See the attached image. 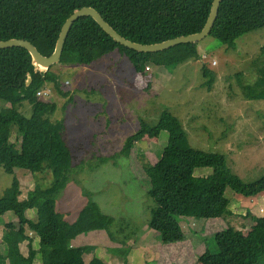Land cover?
Instances as JSON below:
<instances>
[{
    "label": "trees",
    "instance_id": "16d2710c",
    "mask_svg": "<svg viewBox=\"0 0 264 264\" xmlns=\"http://www.w3.org/2000/svg\"><path fill=\"white\" fill-rule=\"evenodd\" d=\"M212 3L213 0H0V41L27 40L49 57L67 19L75 10L92 7L126 39L146 45L162 43L201 32ZM262 28L264 0H222L209 36L234 49L238 38ZM115 51L126 56L141 73L149 68L148 64L173 69L199 58L198 43L158 53H138L114 41L91 17H83L73 24L60 63L55 66H89ZM252 64L257 79L242 86V93L247 101H264V47ZM53 67L36 73L26 49L0 50V167L9 175L20 169L32 175L50 172L52 176L48 187L35 185L26 195L14 176L11 187L0 195V216L13 212L19 224L18 240L28 241L27 256H4L0 251V264H34L38 253L42 264H86L85 255L96 248L75 247L73 241L79 235L109 231L113 224L112 217L92 201L74 222L57 210V198L70 180L74 157L64 138V124L52 121L58 105L38 97V92L50 85L60 91V79ZM202 71L207 79L202 87L210 90L217 75L205 65ZM25 104L31 106L28 115L22 112ZM14 131L18 135L16 143L11 140ZM162 132L168 133L166 147L158 161L146 162L142 171L151 185L148 196L155 203L148 227L160 233L167 244L186 240L181 227L183 218L210 220L230 215L227 189L246 198L264 192V175L245 181L231 170L227 155L192 148L181 121L168 110L161 113L154 126L142 121L137 132L127 138L121 154L129 156L137 142L145 138L157 140ZM200 168L213 171L197 177L195 170ZM33 209L37 211L35 220L26 215ZM249 216L253 221L249 231L226 228L213 235L217 251L209 254L212 260L264 264V246L258 239L264 234V217ZM27 225L33 227L39 239L38 251L33 239L26 235ZM90 264L105 262L95 254Z\"/></svg>",
    "mask_w": 264,
    "mask_h": 264
},
{
    "label": "rangeland",
    "instance_id": "374dc122",
    "mask_svg": "<svg viewBox=\"0 0 264 264\" xmlns=\"http://www.w3.org/2000/svg\"><path fill=\"white\" fill-rule=\"evenodd\" d=\"M262 47L264 28L238 38L234 49L208 36L198 43L197 60L173 69L148 64L145 72H137L117 51L89 66L53 67L64 94L50 85L45 100L58 105L52 121L64 124V138L74 157L70 180L57 198V210L74 222L92 201L113 219L109 231H94L75 239L77 247L96 248L85 255L86 264L95 254L106 264H235L211 259L209 254L217 251L213 235L226 228L249 231L253 224L250 209L256 214L260 208L264 211L263 201L258 206V200H251L256 212L255 207L240 205L236 194L227 189L226 197L240 205L237 213L210 220L183 218L189 241L180 242L181 250L191 248L178 263L164 262L160 259L164 251L158 247L171 244H162V235L148 227L155 203L148 196L151 185L142 165L158 161L168 133L162 132L157 140L145 138L137 142L129 156L121 151L142 121L154 126L161 113L168 110L181 121L192 148L227 155L231 170L245 181L264 175V101H247L242 93V86L257 79L252 63ZM204 65L217 75L210 90L202 87L207 80L203 77ZM30 108L25 104L22 112L28 115ZM17 137L14 131L11 140L16 143ZM212 171L200 168L195 170V176L204 177ZM14 176L20 181L23 195L35 185L48 187L52 180L50 172L32 175L16 169L14 175H9L0 167V195L11 187ZM258 197L264 199V193ZM26 215L35 220L37 211L29 210ZM147 228L149 235H144ZM18 229L13 212L0 216V251L4 256L28 255V241L18 240ZM26 235L33 239L38 251L40 242L33 227L26 226ZM258 239L264 246V234ZM126 251L130 256L125 261ZM146 251L150 255H145ZM34 264H42L40 253Z\"/></svg>",
    "mask_w": 264,
    "mask_h": 264
},
{
    "label": "water",
    "instance_id": "95a60500",
    "mask_svg": "<svg viewBox=\"0 0 264 264\" xmlns=\"http://www.w3.org/2000/svg\"><path fill=\"white\" fill-rule=\"evenodd\" d=\"M221 2L222 0H213L209 18L201 32L187 36H180L162 43L146 45L132 42L120 35L109 23L105 21V19L96 9L92 7H83L81 9L75 10L74 13L64 23L56 44L55 51L51 56H43L34 44L23 39H10L7 41H0V50L10 48H24L30 53L32 57V62L35 66V72L37 73L39 71H47L51 67L60 63L65 42L73 24L80 18L91 17L114 41L128 49L134 50L138 53L163 52L183 44H197L208 37L211 34V31L217 20ZM31 81L32 80L29 77L27 84L30 85Z\"/></svg>",
    "mask_w": 264,
    "mask_h": 264
},
{
    "label": "crops",
    "instance_id": "0c3cea01",
    "mask_svg": "<svg viewBox=\"0 0 264 264\" xmlns=\"http://www.w3.org/2000/svg\"><path fill=\"white\" fill-rule=\"evenodd\" d=\"M264 193V192H263ZM263 193H261V194H263ZM240 194H236V196L237 197H235L236 198V200L238 201V202H240V205H242L243 203L246 205V206H248V207H250V208H254L255 206H254V201L252 202L251 200H258L257 202H256V204L258 205V206H260L261 205V203H262V201H263V204H264V199H260L261 197H258L259 196V194H258V196L256 195L255 197H257L256 199H255V197H251V198H246V197H242V195L241 196H239ZM263 198V197H262ZM236 200L235 201H230V205H229V209H230V211H231V214L230 215H228V216H230V217H232V216H234V214L235 213H237V208L240 206L238 203H236ZM248 200H250L249 202H248ZM253 203V204H252ZM258 209H257V207H255L254 208V211H256V212H258L257 211ZM250 211L253 213V215L254 216H256V217H264V211H262V208H260L259 209V213L258 214H256V213H254L251 209H250ZM228 216H226L227 218H228ZM182 222H183V220L181 221V227H182V229H183V232H184V228H183V225H182ZM234 229V228H233ZM158 233V232H157ZM150 234H153V235H155L156 237L158 236L157 234H155V233H150ZM184 234H185V232H184ZM144 235H149V230H148V228H147V231H146V233L144 234ZM260 235H262V234H260ZM259 235V236H260ZM185 236H186V240L184 241V242H181L182 244H184V243H188V241H189V237L185 234ZM159 240H160V242L162 243V244H164L165 245V240H164V238L162 237H159ZM73 246H75V247H77L76 245H75V240L73 241ZM167 244V243H166ZM182 244H180V243H176V244H171V245H166V246H162V245H159V247H158V250H160V251H164V254L163 255H161L160 256V259L163 261L164 260V262H169V261H174V263H178V261H180L185 255H187V251H189L190 250V248H191V246H187V248L185 249V252H183L181 249H182ZM173 245H175V247H171V246H173ZM128 253H129V251L127 252V255H128ZM179 253V254H178ZM23 254V253H22ZM145 255H150V253H148L147 251H146V253H144ZM24 255V254H23ZM127 255H126V257H125V259H127ZM25 256V255H24ZM128 256H130V254L128 255ZM192 255H189L188 257H191ZM129 259V261L131 260L130 259V257L128 258ZM105 262V261H104ZM105 264H106V262H105Z\"/></svg>",
    "mask_w": 264,
    "mask_h": 264
},
{
    "label": "built area",
    "instance_id": "2783aa9c",
    "mask_svg": "<svg viewBox=\"0 0 264 264\" xmlns=\"http://www.w3.org/2000/svg\"><path fill=\"white\" fill-rule=\"evenodd\" d=\"M213 65H216V62H213ZM147 69H149V68H147ZM49 94H50V89H47V90L38 92V97L40 99H46V97H48Z\"/></svg>",
    "mask_w": 264,
    "mask_h": 264
}]
</instances>
